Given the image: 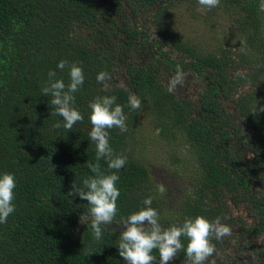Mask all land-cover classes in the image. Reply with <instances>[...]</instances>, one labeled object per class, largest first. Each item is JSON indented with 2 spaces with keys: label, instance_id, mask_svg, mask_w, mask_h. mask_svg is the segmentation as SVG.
Returning <instances> with one entry per match:
<instances>
[{
  "label": "trees",
  "instance_id": "trees-1",
  "mask_svg": "<svg viewBox=\"0 0 264 264\" xmlns=\"http://www.w3.org/2000/svg\"><path fill=\"white\" fill-rule=\"evenodd\" d=\"M219 20L226 22L224 37L214 23ZM187 22L198 32L210 27L213 36L206 41L199 33L189 35ZM142 54L147 62L139 61ZM60 59L78 62L85 74L74 94L84 120L71 131L53 128L60 117L52 97L42 94L48 71ZM101 70L111 74L103 84L96 80ZM57 71L67 83V72ZM183 71L205 85L196 101L177 96L162 80L165 72ZM117 76L125 77V87L109 86ZM130 94L141 98V108L125 107L126 132L109 130L112 147L127 156L118 172V214L104 239L96 241L87 201L69 193L73 181L79 185L93 175L85 164L96 157L88 104L98 95H116L118 103L127 104ZM144 113L151 115L157 138L173 145L170 161L180 164L177 171L169 167L176 172L169 185L182 179L191 186L176 205L160 201L150 166L133 145ZM248 155L253 158L245 164ZM100 164L105 172L114 171L105 161ZM0 170L15 173L18 183L16 211L0 225V264H125L114 245L119 231L113 234L112 228L142 207L146 196L154 197L152 206L164 227L196 215L220 217L223 223V192L248 191L254 179L261 192L251 196L255 222L241 226L242 239L264 235V11L259 0H220L210 11L197 0H0ZM213 243L220 250L219 242ZM256 255V264H264V248ZM177 256L190 263L183 251Z\"/></svg>",
  "mask_w": 264,
  "mask_h": 264
},
{
  "label": "clouds",
  "instance_id": "clouds-1",
  "mask_svg": "<svg viewBox=\"0 0 264 264\" xmlns=\"http://www.w3.org/2000/svg\"><path fill=\"white\" fill-rule=\"evenodd\" d=\"M197 3L202 9L210 11L219 5L220 0H197ZM259 7L264 11V0H259ZM57 70L67 72V83L58 78ZM110 79L111 74L107 70L96 74L100 84ZM84 83L83 67L76 61L60 59L56 67L48 71L42 94L52 97L50 103L60 117L53 123V128L71 131L77 122L84 120L83 113L75 107L74 95ZM141 105V98L135 94L128 96L127 104L118 103L116 95H98L88 104L91 124L88 135L95 145L96 157L95 162L88 159L85 164L93 175L83 177L79 185L73 181L69 193L87 201L92 235L96 241L104 239L105 228L113 224L118 214V172L127 163V156L112 147L109 130L118 128L122 133L126 132L125 107L140 109ZM101 160L106 162L107 169L114 171L102 170ZM17 187L15 173L0 170V225L6 224L9 216L16 211ZM158 190L161 194L165 192L163 186ZM153 199L152 195L146 196L142 207L122 217L120 224L112 228L113 234L119 231L118 242L114 245L125 264H170L181 251L190 264H205L216 252L213 239L219 241L231 235V227L222 223L220 217L209 220L204 215L188 216L180 224L164 227L160 223L158 209L152 206ZM154 251L158 252V256L154 255Z\"/></svg>",
  "mask_w": 264,
  "mask_h": 264
},
{
  "label": "rangeland",
  "instance_id": "rangeland-1",
  "mask_svg": "<svg viewBox=\"0 0 264 264\" xmlns=\"http://www.w3.org/2000/svg\"><path fill=\"white\" fill-rule=\"evenodd\" d=\"M144 16L146 15L141 17V21L146 23L148 18ZM191 20L192 22L194 21L192 18ZM214 23L217 27L221 26L218 36L224 37L221 30L226 25L225 20H219ZM186 28L189 35L193 36V34L195 35L196 33H199L206 41V38L213 36L209 33L211 29L210 27H201V30L198 32L191 22H187ZM148 60L149 58L144 54L139 57V61L142 63L145 61L147 62ZM235 72H238V69ZM162 80L173 93L185 100L196 101L205 86L202 80L189 71H183L179 74L165 72ZM109 86L125 87V77H115ZM228 109L229 111H233V106H229ZM151 118V115L147 116L144 113L141 121L136 124L137 127L134 129L133 145L150 166L152 176L158 183L157 187L159 188L160 186H163L165 189L163 194L160 193L162 199L160 201H162L165 206L169 203L176 205L178 204L179 198L182 197L183 190H189L191 186L187 185L188 182L186 183V181H182V179H176L172 186L169 185L175 178V176H171V174H176V172L169 169V167L177 171L180 168V164L178 162L170 161V154L173 151V145L170 146L165 141L163 142L157 138ZM252 158V155L245 157V164H248ZM255 192H261V185L257 179H254V181L250 183L248 191L241 188H233L223 192L225 198H222L221 201L222 203L225 202L227 204V213L223 223L231 227V235H226L219 241L216 240L219 242L217 244L221 247L212 257H209L208 260H206L208 264L257 263L256 253L257 251L259 252L261 248H264V235L252 239L251 241H245L242 239L243 235L241 227H251L255 222L254 208L253 203L251 202V196ZM170 264L190 263L175 259L173 262H170Z\"/></svg>",
  "mask_w": 264,
  "mask_h": 264
}]
</instances>
